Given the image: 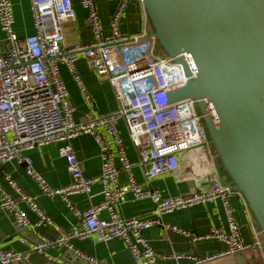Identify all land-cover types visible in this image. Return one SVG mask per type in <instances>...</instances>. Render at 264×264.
I'll return each instance as SVG.
<instances>
[{"label":"built area","instance_id":"1","mask_svg":"<svg viewBox=\"0 0 264 264\" xmlns=\"http://www.w3.org/2000/svg\"><path fill=\"white\" fill-rule=\"evenodd\" d=\"M140 3L142 24L139 32L121 34L120 23L130 0H119L112 13L108 34H104L95 0H79L85 14V24L92 40L65 49L64 26L75 19L72 0H29L34 33L19 40L13 31L12 1L0 0V165L15 162L24 166L25 174L35 182L41 195L62 201L78 226L49 239L38 233L42 226L59 232L50 217L41 210L35 199L23 193L10 174L0 180V210L12 218L21 230H31L37 242L19 238L29 252H35L51 264H99L93 257L73 248L70 241L93 239L108 243L120 239L136 264H160L161 260H190L193 264L231 257L256 249L264 262V239L257 229L241 193L230 183L222 181L213 146L194 100L186 98L170 103L168 93L180 89L188 77L184 69L168 56L159 57L155 36L149 32V19ZM2 34V37H1ZM82 57L87 67L99 79L113 88L117 109L106 116L87 117L74 121L76 107L59 71L63 65L74 82L86 92L75 63ZM87 96V95H86ZM126 125L128 140L137 152V161L129 160L118 130V122ZM89 135L99 147L100 175L86 179L71 141ZM105 136V138H104ZM58 146V156L66 161L71 183L52 189L33 169L28 151L44 146ZM192 170L194 191L186 196L165 197L159 190L141 187L134 169L141 168L147 184L160 176L172 175L180 180V159ZM125 181L121 183L118 175ZM101 185L102 200L89 208L76 209L71 196H90L91 186ZM151 200L153 208L147 219H125L117 207L128 198ZM238 197L248 215L253 241L242 240L231 199ZM219 201L226 218V231L212 230L205 236L192 237L189 230L167 225L164 217L206 202ZM108 215L107 220L100 213ZM31 213L35 216L31 219ZM151 227L184 239H215L225 244L223 253L195 257L192 254L160 256L144 237ZM65 248L71 259L60 263L46 252L47 248ZM23 255L0 248V264H18Z\"/></svg>","mask_w":264,"mask_h":264},{"label":"crops","instance_id":"2","mask_svg":"<svg viewBox=\"0 0 264 264\" xmlns=\"http://www.w3.org/2000/svg\"><path fill=\"white\" fill-rule=\"evenodd\" d=\"M13 13V31L19 40L32 35L33 19L30 13L29 0H11ZM119 0H95L96 9L103 26L104 34L109 32V24ZM75 9V19L64 26V48L70 49L75 44H89L92 40L89 29L85 24V14L81 9L79 0H72ZM120 23L121 34H134L137 32L138 16L135 6L129 3ZM148 30L151 32L150 23ZM2 37V34H1ZM76 71L79 73L84 84L86 92L79 89L73 76L63 66L59 65L62 80L69 92V100L72 106L76 107L74 121L81 122L91 116H106L117 109L114 90L108 83L97 77L94 71H91L85 60L79 57L75 63ZM87 95V96H86ZM118 130L122 142L126 148L129 160L137 161V152L132 143L128 140L126 125L123 121L118 122ZM105 138V136H104ZM76 158L80 161L82 175L86 179H93L100 175L101 161L99 157V147L89 135H81L71 141ZM58 146H44L40 150H31L27 155L31 159L33 169L47 182L52 189L66 187L71 183L70 176L66 170V161L58 156ZM181 171L180 180H176L172 175L160 176L147 184L141 168L134 169V176L138 184L143 188L149 186L159 190L165 197L186 196L191 192L192 170L187 165L186 158L180 159ZM10 174L18 184L23 193L35 199L38 207L43 210L46 216L50 217L59 232L52 228L42 226L38 233L49 239H56L61 233L68 232L71 228L77 227V220L71 215L65 204L58 199H50L40 194L35 182L31 180L24 171V167L15 162H7L0 165V180L5 174ZM119 181L123 183L125 178L122 173L118 175ZM101 185L95 183L91 186L90 196L84 194L71 196L72 205L78 210L89 208L102 200L100 195ZM231 205L235 211V218L239 225L242 240L245 243L253 241L252 232L249 227L248 215L241 200L238 197L231 199ZM153 208L151 200H134L131 197L117 207L116 211L122 218L147 219ZM31 219H34L31 213H28ZM100 218L108 219L105 212L100 213ZM253 219V218H252ZM164 222L168 225H175L184 230H189L192 237L205 236L212 230L226 231V218L219 201L206 202L201 205L192 206L186 210L175 211L164 217ZM144 237L150 246L160 256L169 254H192L195 257L205 258L223 253L225 244L215 239L189 240L161 228L151 227L144 231ZM0 233L4 235L7 243L0 244L4 251L10 250L23 255L28 253L27 259L18 264H51L35 252H29L28 247L19 243V238L27 239L30 243L37 242V236L31 230H21L17 228L7 214L0 210ZM74 249L80 250L93 257L99 264H136L129 251L125 248L120 239L115 238L108 243L95 242L93 239L71 240ZM46 252L60 261H69L71 253L65 248H47ZM160 264H193L190 260L175 261L172 259L161 260ZM205 264H264L260 252L256 249H250L231 257H223Z\"/></svg>","mask_w":264,"mask_h":264},{"label":"water","instance_id":"3","mask_svg":"<svg viewBox=\"0 0 264 264\" xmlns=\"http://www.w3.org/2000/svg\"><path fill=\"white\" fill-rule=\"evenodd\" d=\"M130 3L139 32L140 3ZM142 6L159 50L188 77L168 101H195L225 170L222 181L243 195L264 239V0H142ZM8 240L0 233V244Z\"/></svg>","mask_w":264,"mask_h":264},{"label":"trees","instance_id":"4","mask_svg":"<svg viewBox=\"0 0 264 264\" xmlns=\"http://www.w3.org/2000/svg\"><path fill=\"white\" fill-rule=\"evenodd\" d=\"M151 27V26H150ZM217 158V157H216ZM217 165H218V171H219V174L220 176L224 175L225 174V170L222 166V164L220 163V161L218 160L217 158ZM231 184V183H230Z\"/></svg>","mask_w":264,"mask_h":264},{"label":"rangeland","instance_id":"5","mask_svg":"<svg viewBox=\"0 0 264 264\" xmlns=\"http://www.w3.org/2000/svg\"><path fill=\"white\" fill-rule=\"evenodd\" d=\"M159 51H160V50H159ZM158 55H159V57H164V56H166V54L163 53L162 51H160V52L158 53Z\"/></svg>","mask_w":264,"mask_h":264}]
</instances>
